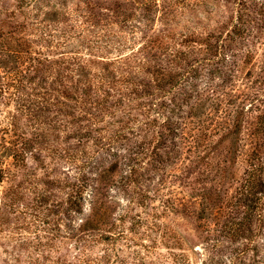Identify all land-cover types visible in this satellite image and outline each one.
I'll list each match as a JSON object with an SVG mask.
<instances>
[{
	"label": "rangeland",
	"instance_id": "obj_1",
	"mask_svg": "<svg viewBox=\"0 0 264 264\" xmlns=\"http://www.w3.org/2000/svg\"><path fill=\"white\" fill-rule=\"evenodd\" d=\"M241 1L0 0V69L24 82L14 94L25 111L47 91L29 114L15 96L0 103V120L14 113L32 140L24 163L3 162L0 264H264L261 15L243 17H255L254 36L230 41L224 63L202 40L230 32ZM170 68L173 85L146 72ZM105 72L118 80L75 100L77 79ZM252 159L263 166L254 182ZM81 179L117 239L74 237L90 211L88 200L80 214L69 207Z\"/></svg>",
	"mask_w": 264,
	"mask_h": 264
},
{
	"label": "trees",
	"instance_id": "obj_2",
	"mask_svg": "<svg viewBox=\"0 0 264 264\" xmlns=\"http://www.w3.org/2000/svg\"><path fill=\"white\" fill-rule=\"evenodd\" d=\"M261 15L259 18V21H262V26H264V0H243L239 2V7H238V15L236 17V20L234 24L232 25L230 32L228 31L224 36H216L213 33L206 34L205 37H203V43H205V49L209 53L212 52H218V54H215V56H218V60L220 63H224L226 60V55L222 52L228 43L233 40L237 41V38L240 39H245L249 37H253V30L256 28L254 25L256 22L255 17L251 16L249 19H243L244 16L249 17V14H253L254 11ZM231 34L233 37H231ZM200 35V34H199ZM264 44V41H263ZM166 49V54L168 56H172L173 58H179L180 55L182 54V50H176L174 47H169L165 46ZM7 64L5 59L0 60V68H5L4 66ZM145 63V62H143ZM68 68V67H66ZM2 71L0 69V80H5V78H10V81L4 82L0 81V103L3 102L5 99L9 100L15 96V101L18 105V110L20 114H29L27 112L33 111L35 112L38 111L39 107L38 104L41 102H46L44 99V93H40V91H37L34 96L36 98L33 99L32 104V109L25 111V105L22 103L23 98L18 95L14 94V92H19L23 93V88H24V82H22L21 79L18 77L15 79V75H12L11 70ZM76 74L80 75H86L88 76L90 73L85 71V68L80 66L76 67ZM146 72H156V74H160V78L163 80L164 85H173L175 79L179 76L175 69H164V70H146ZM121 76V77H120ZM120 79L119 81H123L128 83L129 80L127 77L122 75H119ZM118 79L114 77V75H110L108 72H105L103 74L101 73H95L93 77H88L84 79V82H80V79H77L78 83L75 85V93L77 100L80 96V94L87 95L90 91L100 93L99 90L103 89V87L107 86L110 87L111 84H114ZM11 87V89H14L15 91H10L7 94V90ZM36 87L44 88L42 86L36 85ZM35 87V88H36ZM97 93V94H98ZM43 94V95H41ZM95 94V93H94ZM95 94V96L97 95ZM38 99V101H36ZM42 99V100H41ZM96 98H93L94 101H90V103H94ZM105 100V99H104ZM98 105L102 104V100L100 99L97 103ZM264 117L262 115L258 116L256 120V125L257 123L262 124L264 126ZM18 117L16 118V115L13 113L9 114L6 116L5 121L0 120V183L3 181V177L5 175V170H4V165L3 162L6 158H11L14 163H18V165H21V163H24L25 160V150L26 146L30 141H32L30 138L23 137L21 135V132H17V129L19 128L17 125ZM3 122L5 124H3ZM242 116L238 115L236 118L233 120L232 123V128L229 131L228 135L233 136L234 141H239V135L241 132L242 128ZM261 130V127H256L255 131ZM29 150V149H28ZM254 159H252L250 163V170H248V175L251 176L253 182L255 177L260 178V173L262 172L263 166L262 164L258 162H254ZM80 182L76 183L74 185V194L70 195V201H69V207L73 210V213L80 214L82 213V204L84 200H88V203H90V208H89V213L87 214L88 216L86 218L84 217H78L76 224L74 225L73 229V235L74 237L78 239H83L84 236H99L101 239L105 238H112V239H117L122 233L120 230H118L115 226L107 225V222L105 221V206L103 202L99 199L100 195L97 193L95 190L90 189L88 193H85L86 190V181L84 180H79ZM248 182L247 186L250 189L252 193L255 194V183L253 184ZM8 197L7 195L1 196L0 194V207L1 204H5L3 197ZM0 214H2V211H0ZM1 225V222H0ZM97 230H100V234H96ZM109 258V257H108ZM175 260L179 263L182 262L181 258ZM109 261V259H107ZM254 263V262H253ZM182 264H191L189 261H186ZM254 264H258L255 262Z\"/></svg>",
	"mask_w": 264,
	"mask_h": 264
}]
</instances>
